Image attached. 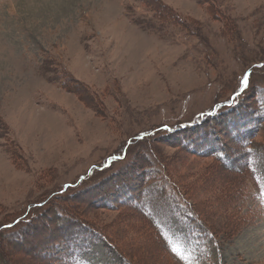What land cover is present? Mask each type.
I'll use <instances>...</instances> for the list:
<instances>
[{"label":"rangeland","instance_id":"rangeland-1","mask_svg":"<svg viewBox=\"0 0 264 264\" xmlns=\"http://www.w3.org/2000/svg\"><path fill=\"white\" fill-rule=\"evenodd\" d=\"M0 264H264V0H0Z\"/></svg>","mask_w":264,"mask_h":264},{"label":"trees","instance_id":"trees-1","mask_svg":"<svg viewBox=\"0 0 264 264\" xmlns=\"http://www.w3.org/2000/svg\"><path fill=\"white\" fill-rule=\"evenodd\" d=\"M246 73H248V74H246V77H247V85L244 87V88H239L240 90H238V91H236L235 93H238L240 96H242L241 94L242 93H244V92H246L248 89H249V87H250V72H246ZM234 93V94H235ZM232 101H235V95H234V97H232V100H231V102ZM233 105H234V103H233ZM228 107H231V106H228ZM230 113H231V111H230ZM218 113L217 112H213V113H211L210 115L209 114H206L205 116H203V117H201L200 119H198V122L197 123H194V124H189V123H185V124H182L180 127H179V130L177 131H172V132H174V134L173 135H175V134H182V132H186V133H188V132H192V133H194V132H196V131H199V134L201 133L202 135H204L205 136V134H207V133H209L210 131L208 130V131H206V129H205V123L207 122H209V121H211L210 119H208V118H212V117H216V115H217ZM224 117L223 116H218L217 117V121H219V122H222ZM196 124V125H195ZM224 124V123H223ZM189 127H193L192 129H189ZM170 130H172V128H165V129H160V131H167V132H170ZM152 132L153 131H150V132H148V133H145V134H141V135H139V136H137V138L136 139H134V140H136V142H141L142 140H144V138H149V137H151L152 136ZM217 142L219 143V139L217 138ZM129 144V143H128ZM220 154V153H219ZM125 155H126V153L124 154V156L122 157V160H120V158L118 157V159H115V160H112L111 161V163H109L105 168H103V169H100L99 171H103L104 169H106V168H108L109 166H111L112 164H116V163H118L119 161H123L125 158ZM220 156V155H219ZM141 160H143V157H139V161H141ZM135 164H138V163H133L132 165H131V168H135L136 167V165ZM126 170V171H125ZM122 171H124L122 174H121V172ZM121 172H119L116 176H114L113 178H116V180H119L121 177H123V175H125V173H127V171L129 172V170H127V169H124V170H122ZM90 175H93V172H91L90 173ZM115 180V181H116ZM71 186H69V188H70ZM132 202H133V204H135L134 202H136V199L133 197L132 198ZM137 208H138V205H137ZM141 212V211H140ZM17 224V222L16 223H13V225H12V227H14V225H16ZM7 228H10V227H7ZM157 235V234H156Z\"/></svg>","mask_w":264,"mask_h":264},{"label":"water","instance_id":"water-1","mask_svg":"<svg viewBox=\"0 0 264 264\" xmlns=\"http://www.w3.org/2000/svg\"><path fill=\"white\" fill-rule=\"evenodd\" d=\"M110 159H111V161H112V160H115V159H118V156H117V157L110 158Z\"/></svg>","mask_w":264,"mask_h":264},{"label":"snow or ice","instance_id":"snow-or-ice-1","mask_svg":"<svg viewBox=\"0 0 264 264\" xmlns=\"http://www.w3.org/2000/svg\"><path fill=\"white\" fill-rule=\"evenodd\" d=\"M246 82V81H245Z\"/></svg>","mask_w":264,"mask_h":264}]
</instances>
